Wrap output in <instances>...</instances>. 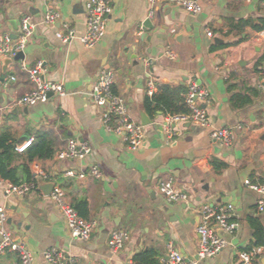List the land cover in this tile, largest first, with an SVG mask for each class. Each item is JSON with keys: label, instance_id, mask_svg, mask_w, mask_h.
Wrapping results in <instances>:
<instances>
[{"label": "crops", "instance_id": "obj_1", "mask_svg": "<svg viewBox=\"0 0 264 264\" xmlns=\"http://www.w3.org/2000/svg\"><path fill=\"white\" fill-rule=\"evenodd\" d=\"M87 1L0 0V39L8 35L14 40L23 16L34 24L23 59L6 64L0 57V76L6 69L0 83V135L15 147L47 133L56 148L52 160L32 163L35 187L29 193L5 195L0 188L10 235L31 254L32 264H46L42 254L49 249L64 262L79 264H134L136 254L153 249L159 264H165L169 246L197 261L198 209L207 202L231 204L238 230L233 236L222 235L228 246L220 254L197 263L240 264L238 253L253 243L256 225L264 232V211L257 209L260 195L247 186L264 184V43L257 40L255 29L264 22V0H198L202 11L197 15L158 0L150 19L153 29L142 30L146 0H111L112 13L100 42L90 49L77 40L62 43L57 31L69 28L78 36L85 32ZM47 7L59 14L53 25L43 23ZM166 52L176 57L170 59ZM37 62L44 64L45 79L60 82L66 95L52 94L45 103L22 106L18 100L33 89L22 67L27 70ZM103 69L114 72L112 91L144 128V146L138 151H130L121 136L101 124V110L91 93ZM191 81L210 94L203 105L207 126L169 124L165 115L146 112L150 82L154 94L163 84L187 90ZM235 95L250 96L251 104ZM232 126L241 130L231 146L211 138L213 130ZM68 139L86 144L91 153L83 160L58 159ZM93 165L101 172L99 179L89 174ZM68 171L74 175L67 176ZM17 175L23 178L20 171ZM168 178L188 194L186 203H170L158 192ZM50 184L63 190L71 206L86 201L87 220L96 223L89 240L69 236L50 199ZM113 230L129 235L118 252L107 245ZM259 262L264 264V249ZM0 264L19 260L5 252Z\"/></svg>", "mask_w": 264, "mask_h": 264}, {"label": "built area", "instance_id": "obj_2", "mask_svg": "<svg viewBox=\"0 0 264 264\" xmlns=\"http://www.w3.org/2000/svg\"><path fill=\"white\" fill-rule=\"evenodd\" d=\"M148 3L147 19L153 17L158 0H146ZM175 6L184 11L197 15L201 13L202 7L198 0H169ZM250 3L252 0H243ZM112 13L111 0H88L85 3L86 27L82 35H77L75 30L66 28L65 32L57 31L55 36L62 43H69L77 40L87 48H93L101 41L106 33L108 18ZM59 18V14L47 7L43 16V23L53 25ZM143 27H141L142 30ZM34 24L29 16H23L20 20L18 34L14 40L8 35L0 39V57L13 59L18 53L32 41ZM206 36L213 37L209 29H206ZM257 40L264 43V29L258 32ZM170 59L176 57L171 52H166ZM22 69L26 72L33 89L23 95L18 104L22 106H34L45 103L49 100V95L64 97L66 92L60 82L46 80L43 62H37L33 68ZM13 80V77L11 78ZM264 81V76L262 78ZM114 83V72L103 69L100 71L96 83L93 85L91 98L93 104L100 108L101 124L107 130L122 137L126 147L130 151H138L144 146L145 136L143 126L131 119L125 101L119 95L114 94L112 86ZM147 93L153 94V85L150 82ZM209 92L201 87L197 82L191 81L184 94V103L188 112L186 114L166 116L169 124L189 123L200 127L208 125L206 110L203 105L209 101ZM241 130L239 126L224 127L213 130L211 138L225 146H231L236 134ZM169 137V136H168ZM32 140H27L15 146V151L19 154L27 150ZM28 146V147H29ZM91 153V149L84 143L76 139H68L64 148L57 153V158L61 160H83ZM91 177L99 179L102 175L96 165L89 168ZM67 176H73V171H68ZM249 189L260 195L257 209L264 211V184L248 183ZM34 185L20 184L13 185L7 181L0 180V188L5 195L23 196L34 189ZM158 192L170 203H186L188 194L174 185L171 178H168L158 185ZM50 199L56 204L61 213L69 236L74 239L87 241L96 228V223L91 220L82 219L76 210L66 202L63 190L58 186H53ZM7 214L3 207H0V254L13 252L17 255L20 264H32L33 259L27 249L19 242H16L6 225ZM239 228L234 207L231 204L219 205L214 203H204L198 209V223L196 234L198 236L197 261H190L177 249L168 247L167 260L165 264H198V261L206 260L220 254L227 246L228 241L223 238V234L233 236ZM129 235L123 230H113L108 238L107 245L112 252H118L123 247ZM264 247H253L249 250L243 249L238 253L240 264H260L259 256ZM46 264H79L77 261L64 262L62 255L55 249L43 252Z\"/></svg>", "mask_w": 264, "mask_h": 264}, {"label": "trees", "instance_id": "obj_3", "mask_svg": "<svg viewBox=\"0 0 264 264\" xmlns=\"http://www.w3.org/2000/svg\"><path fill=\"white\" fill-rule=\"evenodd\" d=\"M247 24V22H244ZM264 28V22L261 27H256L257 31ZM264 72V71H263ZM185 87H171L163 84L157 88V92L151 96L146 95L144 99V108L148 114H156L172 116L186 114L188 109L184 103ZM256 93H252V96ZM234 98L240 100L243 104H251L250 96L235 95ZM9 138L0 135V180L7 181L13 185L27 184L35 186V178L32 176L31 165L34 161L52 160L56 154L54 139L47 133L37 135L36 139L31 142V145L24 153L18 154L15 147L9 143ZM18 160L20 164L15 166L12 162ZM18 171L22 174V179L18 178ZM78 215L87 220V203L82 200L77 205L72 206ZM254 228V227H253ZM253 243L247 250L253 247H264V232L260 225H256L253 233ZM158 253L153 249H148L139 252L133 257L134 264H159ZM20 264V263H19Z\"/></svg>", "mask_w": 264, "mask_h": 264}, {"label": "water", "instance_id": "obj_4", "mask_svg": "<svg viewBox=\"0 0 264 264\" xmlns=\"http://www.w3.org/2000/svg\"><path fill=\"white\" fill-rule=\"evenodd\" d=\"M142 27L148 28V29H153V26L151 24L150 19L145 20L143 22ZM15 38H16V36H13V39H15ZM13 59L14 60L23 59V53H18ZM3 60H4V62H6V64H9L10 61H12V59H9V58H3ZM2 71H3V73L0 76V83L4 82L6 79V69H3ZM260 86L264 89V81L260 82ZM49 96H52V94H50ZM49 188H50V190H52V188H53L52 184L49 185Z\"/></svg>", "mask_w": 264, "mask_h": 264}]
</instances>
